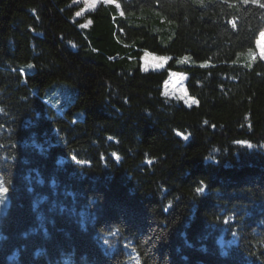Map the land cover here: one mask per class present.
Here are the masks:
<instances>
[{
	"label": "trees",
	"instance_id": "1",
	"mask_svg": "<svg viewBox=\"0 0 264 264\" xmlns=\"http://www.w3.org/2000/svg\"><path fill=\"white\" fill-rule=\"evenodd\" d=\"M72 1L0 0V264H264V0Z\"/></svg>",
	"mask_w": 264,
	"mask_h": 264
},
{
	"label": "rangeland",
	"instance_id": "2",
	"mask_svg": "<svg viewBox=\"0 0 264 264\" xmlns=\"http://www.w3.org/2000/svg\"><path fill=\"white\" fill-rule=\"evenodd\" d=\"M100 3L118 5L113 0H73L72 4L78 5V10L75 13L74 19L81 18L88 11L94 10ZM88 24L89 20H86L80 26L85 27ZM247 53H250V50H247ZM254 56L264 62V30L259 33L255 41ZM166 61L167 59L152 54H144L141 58V64L144 70H160L164 68ZM185 79L186 75L182 72H169L163 84V94L168 98L180 100L187 105L194 103V100L187 94ZM76 94L77 87L65 81L53 82L46 89L48 101L57 108H64V106H67L68 103L75 99ZM4 189H7V191L5 192ZM9 202L8 188L0 174V214L8 208Z\"/></svg>",
	"mask_w": 264,
	"mask_h": 264
},
{
	"label": "snow or ice",
	"instance_id": "3",
	"mask_svg": "<svg viewBox=\"0 0 264 264\" xmlns=\"http://www.w3.org/2000/svg\"><path fill=\"white\" fill-rule=\"evenodd\" d=\"M29 68H31L32 67V65H29L28 66ZM0 111H2V110H0ZM185 138H187V137H185ZM109 139H111V137H109ZM113 155L115 156V153H113ZM118 158V157H117ZM74 159V158H73ZM81 163H83V161H81ZM203 182H201V184H202ZM4 191L6 192L7 191V189H4ZM206 191V188L205 187H197L196 188V192L197 193H204Z\"/></svg>",
	"mask_w": 264,
	"mask_h": 264
}]
</instances>
